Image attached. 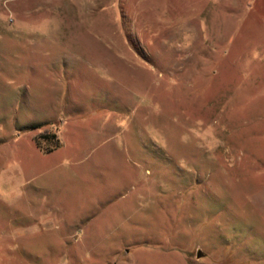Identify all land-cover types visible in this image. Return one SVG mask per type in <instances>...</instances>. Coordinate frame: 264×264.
I'll return each instance as SVG.
<instances>
[{
  "label": "rangeland",
  "instance_id": "rangeland-1",
  "mask_svg": "<svg viewBox=\"0 0 264 264\" xmlns=\"http://www.w3.org/2000/svg\"><path fill=\"white\" fill-rule=\"evenodd\" d=\"M0 264H264V0H0Z\"/></svg>",
  "mask_w": 264,
  "mask_h": 264
},
{
  "label": "trees",
  "instance_id": "trees-1",
  "mask_svg": "<svg viewBox=\"0 0 264 264\" xmlns=\"http://www.w3.org/2000/svg\"><path fill=\"white\" fill-rule=\"evenodd\" d=\"M40 138H42V139H46V140H48V141L51 142V145H50L49 147H47V148H43V147L41 146V144L38 143V141H37L38 147H39L42 151H44V152H46V153H50V152H52L53 150H55V149H57L58 147H60V140H59L57 134H44V135L40 136Z\"/></svg>",
  "mask_w": 264,
  "mask_h": 264
},
{
  "label": "water",
  "instance_id": "water-1",
  "mask_svg": "<svg viewBox=\"0 0 264 264\" xmlns=\"http://www.w3.org/2000/svg\"><path fill=\"white\" fill-rule=\"evenodd\" d=\"M205 255H204V253L201 251V250H198L197 251V254H196V257H197V259H201V258H203Z\"/></svg>",
  "mask_w": 264,
  "mask_h": 264
},
{
  "label": "crops",
  "instance_id": "crops-1",
  "mask_svg": "<svg viewBox=\"0 0 264 264\" xmlns=\"http://www.w3.org/2000/svg\"><path fill=\"white\" fill-rule=\"evenodd\" d=\"M59 137V136H58Z\"/></svg>",
  "mask_w": 264,
  "mask_h": 264
}]
</instances>
